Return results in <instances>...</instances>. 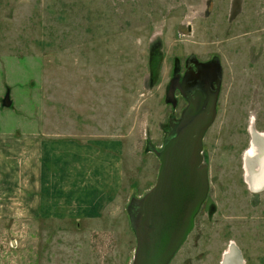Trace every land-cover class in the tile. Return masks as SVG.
<instances>
[{
    "label": "rangeland",
    "instance_id": "1",
    "mask_svg": "<svg viewBox=\"0 0 264 264\" xmlns=\"http://www.w3.org/2000/svg\"><path fill=\"white\" fill-rule=\"evenodd\" d=\"M210 79L219 92L204 138L212 183L169 264H264V188L250 187L264 165L245 159L253 132L264 134V0H0L1 176L27 169L36 131L98 149V158L121 150L114 160L123 167L120 188L98 211L87 209L89 185L67 194L65 209L19 217L0 209V264H132L130 210L155 185V149L188 105L175 92L190 102V88L205 92ZM13 136L17 163L5 145ZM83 155L70 173L84 184L80 173L101 172Z\"/></svg>",
    "mask_w": 264,
    "mask_h": 264
},
{
    "label": "water",
    "instance_id": "2",
    "mask_svg": "<svg viewBox=\"0 0 264 264\" xmlns=\"http://www.w3.org/2000/svg\"><path fill=\"white\" fill-rule=\"evenodd\" d=\"M217 97L218 90L197 94L180 120L172 122L162 149H155L160 159L157 181L130 210L137 244L132 264H169L193 229L209 193L203 140L217 115ZM12 102L8 89L3 106ZM255 184V189L264 185V166Z\"/></svg>",
    "mask_w": 264,
    "mask_h": 264
},
{
    "label": "crops",
    "instance_id": "3",
    "mask_svg": "<svg viewBox=\"0 0 264 264\" xmlns=\"http://www.w3.org/2000/svg\"><path fill=\"white\" fill-rule=\"evenodd\" d=\"M39 130V128H37ZM29 137L31 145L35 143L39 148L26 147V152L29 154V163L25 171L27 173H14L10 168V173H5L9 176V179L3 178L0 173V185L9 182L14 186L13 192L4 193L0 186V209L1 210H15L16 217L21 214H28L31 210H50L53 209L52 204H57L56 208L65 209L67 204V194H75L81 191L83 186L89 185V190L84 196L88 202L87 209L90 212L98 211L104 204L106 205L111 199L112 193L117 191L122 183V171L123 167L120 166V161H115L114 157L120 158L121 150H116V154H113L111 159L98 158V149L85 150L84 148L77 149L76 142L69 140L72 138H58V141H48L50 139L43 138V136L36 131ZM8 138V137H7ZM4 140L6 138H0ZM16 138L13 136L5 141V145L9 146V151L12 154L9 155L12 161L16 160L18 154L15 151L21 152V148L18 147L15 150ZM47 141L44 144L43 141ZM77 141V140H76ZM43 143L42 147L38 143ZM68 146V148H67ZM113 149V148H111ZM110 149V150H111ZM81 150V151H80ZM3 151L5 148L3 147ZM80 152L84 153L82 156L85 159H90L89 164H92L93 168L98 167V172L95 175L92 173H80V180L85 179V183H80L76 172L80 169L81 157ZM27 157V156H25ZM24 162V161H23ZM27 163V162H26ZM117 163H120L117 165ZM1 165L5 170L6 165L1 162ZM70 166L68 173H62L65 166ZM78 167V169H76ZM19 169V168H18ZM61 170V171H60ZM103 170L105 173H103ZM11 176V177H10ZM75 177L78 178L75 184ZM27 181V188L25 194L22 195V191L18 188L20 183ZM32 178V181L27 179ZM93 178L96 180L94 181ZM111 179L106 181V179ZM25 182V181H24ZM28 199V201H27ZM30 199H33L32 201ZM100 207V208H99ZM39 215H41L39 213ZM30 216V215H29ZM27 217V216H22ZM31 217V216H30Z\"/></svg>",
    "mask_w": 264,
    "mask_h": 264
},
{
    "label": "flooded vegetation",
    "instance_id": "4",
    "mask_svg": "<svg viewBox=\"0 0 264 264\" xmlns=\"http://www.w3.org/2000/svg\"><path fill=\"white\" fill-rule=\"evenodd\" d=\"M214 80V79H213ZM213 80H211L210 79V81L207 83V85H206V88H205V92L206 93H208V92H213V90L217 87V84L216 83H214L213 82ZM210 82H213L212 83V86L210 85L211 83ZM194 83H197V82H194ZM197 84H195V85H193V87L192 88H190V90L191 91H193L194 93H196V94H199V91H200V93L202 92V91H204V89H202V87H201V89H196L197 88ZM204 87H205V85H204ZM215 90H217V88L215 89ZM194 93L191 95V93H190V95L192 96V98H190V95L188 94V99H191V100H195L196 99V95L195 96H193L194 95ZM175 94H176V96H177V98H178V100H177V102L179 103L180 102V99H182V101H183V103L184 104H189L188 102L189 101H187V100H185V99H183V98H181L180 97V93H179V91H176L175 92ZM218 99H219V92H218V97H217V105H216V108L218 107ZM182 110V109H181ZM176 117H178V116H176ZM175 117V118H176ZM216 117H217V115H216ZM215 121H216V118H215V120L213 121V123L211 124V126L209 127V129L213 126V124L215 123ZM208 129V130H209ZM208 130L206 131V133H205V136H204V138L206 137V134H207V132H208ZM257 141V140H256ZM261 143H262V145H261ZM263 150V151H262ZM262 151V152H261ZM203 155H204V158H205V163L208 165V173H209V192H210V185H211V183H212V176H211V167H210V160H209V149L207 148V145H205V140H203ZM263 157V158H262ZM246 159V161H247V157L245 158ZM263 159V160H262ZM258 160H259V162H261V164H264V143L263 142H259V158H258ZM245 163V162H244ZM243 167H244V164H243ZM251 180V179H250ZM256 184H255V180L253 179V180H251V189L253 188V189H255L256 188V186H255ZM262 188H264V185L261 187V188H258V189H255V190H261ZM208 195H209V193H208ZM207 198H208V196H207ZM207 200V199H206ZM205 200V201H206ZM202 208V207H201ZM201 210V209H200ZM200 212V211H199ZM199 212H198V214H199ZM197 214V215H198ZM196 218V217H195ZM192 231V230H191ZM182 247V246H181Z\"/></svg>",
    "mask_w": 264,
    "mask_h": 264
},
{
    "label": "bare ground",
    "instance_id": "5",
    "mask_svg": "<svg viewBox=\"0 0 264 264\" xmlns=\"http://www.w3.org/2000/svg\"><path fill=\"white\" fill-rule=\"evenodd\" d=\"M189 83H192L189 79H186ZM253 132V130H252ZM253 136H254V140H257V143L255 144L254 142H252V146L250 147V149L247 151L246 156L247 160H253L255 162V160L257 159V157L259 156V141L264 143V134L262 133H257V132H253ZM262 145V143H261ZM263 151V150H262ZM261 151V152H262ZM259 158V157H258ZM263 158V157H262ZM250 163V162H249ZM251 164V163H250ZM252 166V165H251ZM250 166V167H251ZM253 167V166H252ZM251 169V168H250ZM247 175V174H246ZM251 175V174H250ZM257 182V179H256Z\"/></svg>",
    "mask_w": 264,
    "mask_h": 264
}]
</instances>
